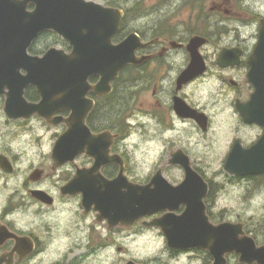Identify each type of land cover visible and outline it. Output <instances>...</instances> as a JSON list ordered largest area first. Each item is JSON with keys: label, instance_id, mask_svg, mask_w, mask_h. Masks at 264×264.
<instances>
[{"label": "clouds", "instance_id": "obj_1", "mask_svg": "<svg viewBox=\"0 0 264 264\" xmlns=\"http://www.w3.org/2000/svg\"><path fill=\"white\" fill-rule=\"evenodd\" d=\"M82 3L119 13L117 30L108 41L113 47H118L132 35L142 37L138 39L140 45L150 46L158 42L157 33L162 26L167 30L163 33L165 39L159 41L158 46L150 52L138 54L133 50L136 60L149 55L162 56L164 69L155 79L141 72L140 76L145 78L121 84L115 89L122 99L115 105L118 115L113 122H105L103 126L99 123L90 124L89 114L94 106L90 93L96 92L103 73L96 72L85 77L89 87L83 99L90 101L91 107L82 123L92 136L108 133L111 142L107 147V156L119 157L122 162L115 168L114 160L101 163L95 172L108 182L115 181L122 174L128 184L155 190L156 184L152 181L157 173L160 174L163 163L171 162L174 154L181 152L196 164L199 175L189 167L205 185L200 201L207 222L213 227L222 224L233 226L238 229L235 234L238 240L250 238L253 226L264 225V186L249 194L242 182H232L234 172L226 167V163L237 142L241 149L250 150L264 138V125L247 121L237 107V101L250 102L256 88L253 87L242 100H238L231 94L228 85L231 77L212 69L187 81L181 80L192 64L187 49L196 34L182 10L190 5L200 10L201 23H206V31L217 42L213 48L218 57L224 50H238V63L244 65V78L251 86L253 83L248 79V74L252 66L249 61L264 28V0H227V3L225 0H82ZM216 5H234L237 11L233 15H212ZM37 7L35 0L25 3L28 14L34 13ZM141 8L143 12L139 11ZM123 21L126 23L122 25ZM125 30L127 35L114 39L118 32ZM44 32L58 33L65 38L69 50L46 42L34 43L39 34ZM81 32L86 35L88 29L82 28ZM32 47L47 50L43 55H33L29 51ZM50 50L71 57L75 45L50 26L29 42L25 54L43 60ZM211 62L215 64L219 60L213 56ZM120 68L108 80L109 94L114 90L112 81L119 78ZM158 68L159 62L153 65V72ZM18 73L23 77L28 76L25 67H19ZM28 87L39 92L38 102L27 99L25 90ZM145 88L150 91L151 105L167 110L165 121H161L160 115L152 108L134 106V94ZM10 91L9 86L4 84L0 91V105L7 106ZM21 95L24 101L32 105H39L44 99L38 85L31 82L23 88ZM64 95L63 91L57 92L54 99ZM177 98L189 110L205 118L203 127L198 119L193 118L196 116L175 110ZM60 110L66 115L59 131L52 127L56 124L52 120L58 117V111L51 113V119L36 111L27 116L20 115L18 119L7 111L0 116V157H7L13 162L11 171L0 169V228L17 238H27L31 243V254L25 252L21 255L16 245L0 249V264H20L21 260L23 264H211V259L215 257L210 247H174L163 228L152 223L169 213L182 216L188 209L185 202H180L176 208H163L168 209L165 214L151 222L141 221L133 227L140 217L149 214L140 215L131 222L117 220L113 223L95 202L85 205L83 191H63L78 171L91 170L96 165V157L89 153L87 144L71 159L84 154L91 163L84 167L65 169L69 172L66 186L57 183L58 178L46 179L38 186L40 192L52 200L50 207H44L29 198L33 186L28 181L32 173L46 163L53 167L58 165L53 155L54 149L60 138L70 130L68 120L73 115L70 107ZM121 113L123 123L127 125L123 131L115 122ZM161 177L172 188H178L185 182L187 175L177 182ZM207 182L217 186L211 196ZM120 190L128 191L127 186H121ZM245 222L249 223L247 231ZM115 224L127 227L116 229L113 227ZM250 239L255 249H264V231L254 233ZM212 243L209 241V245ZM228 252L237 257L238 264H261L259 259H242V253L235 249Z\"/></svg>", "mask_w": 264, "mask_h": 264}, {"label": "water", "instance_id": "obj_2", "mask_svg": "<svg viewBox=\"0 0 264 264\" xmlns=\"http://www.w3.org/2000/svg\"><path fill=\"white\" fill-rule=\"evenodd\" d=\"M35 2L38 5L37 10L28 14L25 11L27 0H0V91L4 84L11 89L5 113L7 111L14 118H19L20 115L27 116L36 111L51 119L52 112H60L62 111L60 109L69 107L73 109V115L68 120L70 130L57 142L54 158L58 165L73 161L75 158H71L87 144L89 153L94 155L97 161L93 169L78 171L77 176L80 177L73 179L65 187L74 189L78 186L77 181H85L84 176L98 174L95 169L101 163L118 161L116 157L107 156V147L110 143L105 139L107 133L92 136L82 123L83 117L91 107V102L83 99V94L89 87L85 83V77L96 72L103 73V79L96 86L95 94L99 97L109 95L108 80L115 76L116 70L120 67L121 71L128 65L142 64L147 58L136 60L133 50L137 52L146 46L140 45L138 39L141 37L135 35L130 36L118 47L109 44V37L117 30L118 12L95 5H85L82 0H35ZM50 26L64 34L75 45L73 56L68 57L62 52L50 50L43 60H39L25 54L29 42L41 30ZM82 28L88 29L86 35L81 32ZM204 43L202 36L193 37L188 47L192 64L181 80L187 81L204 71L205 64L199 50ZM231 55L238 56L233 51L224 50L218 59L219 64L221 66L235 64L229 58ZM129 61L132 63H127ZM249 62L252 66L249 80L257 86V91L252 95L250 102L238 104V109L247 121H256L264 125V28L261 29L259 44ZM19 67H25L28 76H20ZM29 82L38 85L44 97L39 105L29 104L22 98V90ZM61 91L65 95L60 99H54L55 94ZM92 102L95 105V101ZM61 119L58 116L52 122L57 125ZM260 151L262 152L259 153ZM9 164L6 157H0V165L11 171ZM182 165L186 171L187 185L178 188H172L161 177V172V175L157 173L152 181L156 184L155 190L128 184L122 174L112 182L105 183L104 179L99 177L97 183L92 180L95 183L92 186L84 183L81 187L86 192L85 199L95 202L104 215L114 217L115 222L117 220L131 222L140 215L150 216L162 207L174 208L178 200L186 194L187 189H189L187 195L191 193L193 188L190 189L189 184L200 177L198 173V175L194 173L196 171L188 159L182 162ZM226 167L237 175L264 173V138L250 150L235 146ZM121 186H127L128 191L121 192ZM152 223L163 228L170 244L175 247H205L206 238L212 236L214 231L222 230L221 227H210L203 217V212L199 211H188L180 217L166 214ZM179 238L187 239L189 242L176 241ZM16 240L21 255L31 251L27 238Z\"/></svg>", "mask_w": 264, "mask_h": 264}, {"label": "flooded vegetation", "instance_id": "obj_3", "mask_svg": "<svg viewBox=\"0 0 264 264\" xmlns=\"http://www.w3.org/2000/svg\"><path fill=\"white\" fill-rule=\"evenodd\" d=\"M206 27H207L206 23H202V28H200L199 26L194 27V32L196 33L194 36H196V35L202 36L205 40V43L199 49L200 54L203 57V61L205 64L204 71H207L208 69H212L214 71L225 73L229 77H231L230 79H228V85H229V88L231 90V94H233L238 100H242L252 90L253 87H255L256 91H257V86L254 83H253V85L250 86L249 81L244 78V65L241 63H238V59H237L238 56L237 57H235L234 55L229 56V58L232 59L233 62H235V64H231L228 66H221L219 64V62H217L215 64H213L211 62L213 56H216L217 61L219 59L218 53L215 51H213V52L211 51L212 44L213 43L216 44L217 42H216V40H214L212 38V34L208 33L206 31ZM166 31H167L166 28L164 26H162L160 31L157 33V36L159 38L158 42L163 41L165 39V36L163 33ZM62 40L64 41V44H66V45H64V46H62L60 44H58V45L52 44V45L62 47L65 50H69L68 42L66 40H64L63 38H62ZM158 42L153 43L150 46H146L144 48L139 49L137 51V53L141 54V53L150 52L152 49H154L158 46ZM187 51L191 57L190 51L188 49H187ZM232 51L236 55L239 54L238 50H232ZM43 54H44V52L41 54H37V55H43ZM146 58L147 59L140 65H128L125 68H123L120 72V77L112 83L114 90L109 95L99 97L95 93H90V98L95 101L94 108L92 109V111L89 114L90 124L99 123L103 126V124L105 122H113L114 118L117 117V116L115 117V115L117 114L116 111H114V109H112L114 107H110L111 109L108 110V114L102 116L100 110H99V113L97 112L98 111L97 106L99 103H105L106 106H108L106 100H108L109 106L114 105V101H112V103H111V98H113V95L115 94V89L121 84L129 83L130 82L129 80L132 79V78H126L125 79L124 76L122 77V74H124L125 70H130L129 72L132 73L134 76H137V79L145 78V77L140 76L141 72L145 73L148 76L153 77V79H155L159 76L160 72H162L164 69V65L162 62V56L149 55ZM157 62H159V68L156 72H153V70H152L153 65H155ZM119 79H121L122 82L117 86L116 82ZM134 79L136 80V78H134ZM248 79H249V74H248ZM29 91H31L33 95L30 94V96H29V94H28ZM139 92H140L141 97H142V99L140 101V106H143L145 108H152L156 113H158L160 115L161 121H165L167 118V110L159 109L158 107L151 105V103H150L151 96H150L149 89L145 88ZM25 96L27 97L28 100H30L32 102H38L40 99L39 92L33 87L26 88ZM240 103H241L240 101H237V107H238V104H240ZM1 106H3L2 110L5 111V106L4 105H1ZM174 107L178 113L196 116L193 118L198 119V123H200L201 126L203 127V125L205 123V118L202 115H197L196 113L189 110L185 106V104L179 100V98L176 99ZM65 115H66V112H64L63 110L57 113V116H60L62 119ZM115 122H117L119 124L121 131H123L127 128V125H125L123 123V116H121V114L118 116V119H115ZM61 126H62V121L57 125H53L52 127L54 130L59 131ZM93 130L95 131V129H93ZM53 139H55V137H53ZM105 139L107 142H111V138H110L108 133L105 136ZM262 139L263 138H261V140ZM260 141L258 143H260ZM235 146H239V143L237 142ZM255 146H253V147H255ZM114 150H115V146H114ZM262 151H260L259 153H261ZM116 158L118 161L113 162L114 168L118 167L120 165V163H122L120 161L119 157H116ZM187 159L190 161V165L192 166V168L199 174V169L197 168L196 164L191 161L190 157L186 158L183 155V153H181V152L175 153L171 162H164L163 163V167L160 170L161 174L164 175V177L171 182L179 181V179L181 177L186 176V171L182 165V162H185ZM8 161L10 162L9 167H11L13 162L10 159H8ZM89 163H91V161L88 159V157L85 156L84 154H80V155L76 156L73 161H68L62 165H55V167H53V165H50L47 163L44 164L41 169H37L35 172L32 173L31 178L28 181V183L33 186L32 191L29 192V198L37 204H40L44 207H50L52 204V200L50 198H48L44 193L40 192L38 186L46 179L56 180V178H58V180H56L57 183H60V184H63L66 186L67 185V178L69 176V172L66 171L65 169H73L74 167H84V166H87V164H89ZM0 169H4V168L0 165ZM4 170H6V169H4ZM173 170H176L177 172H179L181 174V176H171L170 172L171 171L173 172ZM6 171H8V170H6ZM79 177L80 176H76L74 179H77ZM84 177H85V181H80V182L77 181V183H78L77 187H75L74 189L73 188H71V189L64 188L63 191L70 192V193H74L76 191H83L84 196H85L86 192L84 191V189H82L81 185L86 183V184H90L92 186L93 184H95V183H93V181L97 183L100 176H98V174H95V175L84 176ZM104 181H105V183H108V182H106V180H104ZM232 182L233 183L242 182L247 187L249 194H251V192L259 189L261 186H264V173H255V174H248V175L234 174L232 176ZM207 183H208L209 189H210L209 196H211V193L213 191H215L217 186L214 184H211V182H207ZM185 185H187V179L180 186H185ZM189 185L191 186L190 189L193 188L191 190V193L189 195H187L188 190H189V189H187L186 194L183 195L180 200H178V204L180 202L187 203L188 209L186 212H188V211L203 212V205L200 201V197L202 195H204L205 185L203 184L201 179H196V178ZM91 202L92 201L86 200L84 198L85 205H88ZM178 204L174 208L178 207ZM163 208L164 207L157 210L155 213H153L150 216L141 217L132 226L135 227L136 224H139L141 221L150 222L154 218H158L159 216L165 214L168 211V209H163ZM167 208H169V207H167ZM175 211H178V210H175ZM169 214H171V213H169ZM174 216H176V215H174ZM163 217H161V218H163ZM176 217H180V216H176ZM203 217H204V215H203ZM109 219H110V221L115 223L114 217L109 218ZM209 226L213 227L210 224H209ZM113 227L116 229H122V228H125L127 226L121 225V224H115V225H113ZM218 227H221L222 230L220 229V230L214 231L213 232L214 234L212 236L209 235L206 238V246L205 247H210V251L215 257V258L211 259V264H238L237 257L233 253L228 252V251L233 250V249L242 253V259H248V260L259 259L261 264H264V249H260V250L255 249V247L253 246V243L250 239V238H252L254 233L264 231V225H261L260 227L253 226V232L249 233L250 238L243 239V240H238L236 238L235 234H236V231H238V229L234 228L233 226H231L229 224H222ZM218 227H215V228H218ZM244 228L246 231L248 230V228H249L248 222H245ZM217 232H219V233H217ZM16 239H17V237L14 234H10L5 229L0 228V249H4V248H8V247L16 245V250H19L18 249L19 245H18ZM176 241L181 242V243L189 242V240L182 239V238H179ZM209 241H213V243L211 245H209ZM29 244H30L29 247L31 248L30 241H29ZM176 247H179V246H176ZM196 247H198V246H196ZM179 248H187V247H179ZM177 250L178 249H174L173 251H177ZM28 254H31V251ZM20 264H23V260L20 261Z\"/></svg>", "mask_w": 264, "mask_h": 264}, {"label": "rangeland", "instance_id": "obj_4", "mask_svg": "<svg viewBox=\"0 0 264 264\" xmlns=\"http://www.w3.org/2000/svg\"><path fill=\"white\" fill-rule=\"evenodd\" d=\"M225 3H227V0H225ZM216 11L211 13L212 15H217V16H224V15H233L236 13L237 9L234 5H230L228 7H224L221 5H216L214 6ZM183 14L186 15L187 19L189 20V22L194 26H199L200 28H202V23H201V12L200 10L194 6V5H190L189 7H186L182 10ZM127 35V34H126ZM48 38H44L38 42H51V41H47ZM215 43L212 44L211 46V51H214V46ZM130 70H125L124 72V78H132L131 80H129V83H133L137 80V76H134L132 73L129 72ZM136 78V80L134 79ZM135 95V107H140V101L142 99L140 92H137L134 94ZM3 106L0 105V116H3L5 114V111L2 110ZM121 116H123V114L121 113ZM171 176H181V174L179 172H177L176 170H173V172H170Z\"/></svg>", "mask_w": 264, "mask_h": 264}, {"label": "trees", "instance_id": "obj_5", "mask_svg": "<svg viewBox=\"0 0 264 264\" xmlns=\"http://www.w3.org/2000/svg\"><path fill=\"white\" fill-rule=\"evenodd\" d=\"M139 11L143 12L144 9L141 8V9H139ZM123 23H126V21H123ZM123 23H122V25H123ZM126 34H127V31H126V30H125V31H122V32H119V33L116 35L115 39H119V38H121L122 36H124V35H126ZM44 38H48L47 41H51V42H48V43H47L48 45H52V44H56V45L60 44V45H62V46L66 45V44H64V41L62 40V38H61L59 35H57L56 33H47V32H44V33L40 34V36L36 39V41H35L34 43H37L38 41H40V40H42V39H44ZM45 50H47V48H44V49H37L36 47H32V48H30V52L33 53V54H41V53H43ZM123 76H124V74H122V77H123ZM121 82H122V80L119 79V80L116 82V85L118 86ZM28 94H29V96H30V94H32V92L29 91ZM32 95H33V94H32ZM112 99H113V100H112ZM121 99H122V98H121V97L117 94V92L115 91V94L113 95V98H111V103H112V101H114V105L109 106L108 100H106L108 106H106L105 103H99L98 106H97V109H98L97 112L99 113V110H100V111H101V114H102V116H103V115H107V114H108V110L111 109L110 107H114V108H112V109H114V111H115V105H116L117 103H119V102L121 101ZM117 115H118V114H116L115 117H116ZM119 115H120V114H119Z\"/></svg>", "mask_w": 264, "mask_h": 264}]
</instances>
